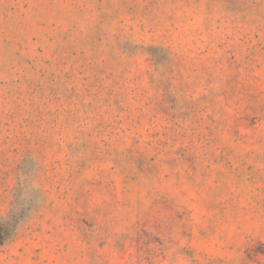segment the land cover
Wrapping results in <instances>:
<instances>
[{"label":"rangeland","instance_id":"1","mask_svg":"<svg viewBox=\"0 0 264 264\" xmlns=\"http://www.w3.org/2000/svg\"><path fill=\"white\" fill-rule=\"evenodd\" d=\"M0 264H264V0H0Z\"/></svg>","mask_w":264,"mask_h":264}]
</instances>
